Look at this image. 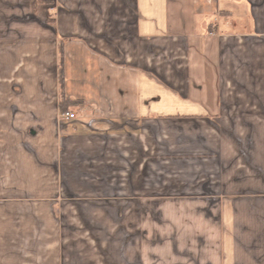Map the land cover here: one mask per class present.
Segmentation results:
<instances>
[{"label": "crops", "instance_id": "obj_1", "mask_svg": "<svg viewBox=\"0 0 264 264\" xmlns=\"http://www.w3.org/2000/svg\"><path fill=\"white\" fill-rule=\"evenodd\" d=\"M36 1L0 0V264H80L75 230L82 264H264V0ZM142 199L127 259L84 217Z\"/></svg>", "mask_w": 264, "mask_h": 264}, {"label": "rangeland", "instance_id": "obj_2", "mask_svg": "<svg viewBox=\"0 0 264 264\" xmlns=\"http://www.w3.org/2000/svg\"><path fill=\"white\" fill-rule=\"evenodd\" d=\"M40 1H44V0H40ZM57 2H61V0H55ZM128 2V0H127ZM58 3V4H59ZM50 7V6H48ZM55 13V12H54ZM38 15V13H26V15H22L19 20H28L29 18H36ZM55 15V14H54ZM40 16V15H39ZM38 16V17H39ZM37 17V18H38ZM39 19V18H38ZM48 23V22H47ZM159 200H146V199H142V200H138V201H131V200H121V201H113V200H106L105 205L108 208V211L111 212V215L107 218L108 220V224H102L103 221H99V218L96 217V220L98 219V221H95L93 219V217L91 215H88V213L85 214V217L87 222H89V224L91 225V227L93 228L94 233L102 239H106L109 241L114 240L115 236L113 235V233L111 232V228L112 224H117L120 225L121 224V232L118 234V242H121V253L120 255L122 256H126V258L128 259L130 257V254L133 250H135L133 252V258L137 260L136 258V251H138V249H134V244L132 243V233L130 232V226L131 225H138V223H142V224H163L165 223V215L163 213V209L164 207L161 206V204L159 203ZM86 202H83L82 205V209L87 211L89 208L88 203L85 204ZM117 208V211L115 212L113 207ZM138 207L139 211L142 213L138 214L134 211V208ZM133 208V210H132ZM125 209H127V212H125V214L121 215V211L124 212ZM79 218V217H78ZM143 219L142 222H140V220ZM80 221V219H79ZM110 224V225H109ZM69 233V232H68ZM70 235L73 236L72 240L75 243V246L72 249V255L74 256V258L78 261H80V264H82V250L77 247V243H80L78 241V239H82L81 238V233L78 231H72L69 233ZM60 235H62V233H60ZM71 240V238H70ZM117 243V242H116ZM118 245V244H117ZM153 253V251H152ZM125 258V260H126Z\"/></svg>", "mask_w": 264, "mask_h": 264}, {"label": "trees", "instance_id": "obj_3", "mask_svg": "<svg viewBox=\"0 0 264 264\" xmlns=\"http://www.w3.org/2000/svg\"><path fill=\"white\" fill-rule=\"evenodd\" d=\"M47 2H50V0H45ZM41 2L40 0L36 1ZM52 21V19H51ZM59 55H60V59H59V85H60V95L62 100L61 101H67L65 98V92H64V86H65V75H64V48H63V44L61 43L59 45Z\"/></svg>", "mask_w": 264, "mask_h": 264}, {"label": "built area", "instance_id": "obj_4", "mask_svg": "<svg viewBox=\"0 0 264 264\" xmlns=\"http://www.w3.org/2000/svg\"><path fill=\"white\" fill-rule=\"evenodd\" d=\"M65 118H75V113L73 112H66L65 114H62Z\"/></svg>", "mask_w": 264, "mask_h": 264}]
</instances>
